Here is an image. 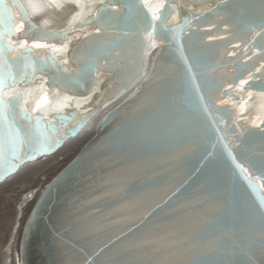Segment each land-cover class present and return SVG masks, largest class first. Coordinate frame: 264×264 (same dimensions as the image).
<instances>
[{
    "label": "water",
    "instance_id": "1",
    "mask_svg": "<svg viewBox=\"0 0 264 264\" xmlns=\"http://www.w3.org/2000/svg\"><path fill=\"white\" fill-rule=\"evenodd\" d=\"M161 1L163 30L154 27L163 8L152 13L144 0L132 13L127 0H103L55 30L22 0L26 20L12 9L0 96L20 97L21 129V112L40 117L61 142L26 149L13 171L5 162L0 185L93 129L33 201L19 264H264V0ZM185 20L182 32L168 31ZM83 27L90 32L75 36ZM37 77L48 92L86 100L31 111L12 91Z\"/></svg>",
    "mask_w": 264,
    "mask_h": 264
},
{
    "label": "bare ground",
    "instance_id": "2",
    "mask_svg": "<svg viewBox=\"0 0 264 264\" xmlns=\"http://www.w3.org/2000/svg\"><path fill=\"white\" fill-rule=\"evenodd\" d=\"M28 9L30 16L42 27L55 30L65 29L75 22L81 20L87 14L92 13L96 7L103 2V0H22ZM161 0H144L145 6L150 12L154 13L161 6ZM208 4L201 6L200 8H206ZM173 6V5H172ZM175 8V6H173ZM173 20L176 22L178 18L174 12ZM90 32V28L83 27L75 31V36H83ZM73 36L68 37L72 39ZM149 52L153 50L152 38L147 39ZM20 45H22L20 43ZM34 47L43 46L40 43H33ZM55 54L61 56L64 54L65 47L53 46ZM67 67H69L67 65ZM103 74L99 73V77L102 78ZM44 78L37 77L32 81L28 87L15 89L12 92L17 93L21 91L24 95L28 109L31 111H37L47 114L51 110L59 111L68 106L69 103L74 106H80L86 99H73L63 96L59 91L53 90L48 92L43 86ZM98 117L94 119L93 123L97 121ZM93 130V129H92ZM92 130L86 131L77 140L68 143L62 150L56 155L45 159L44 161L36 164L27 165L22 169L19 174L14 177L10 182L4 184H15L23 180H30L35 177L36 174H42V179H39L37 184L33 187L25 189L19 194V198L16 200L15 208V226L11 229L10 241L6 246L4 253L3 264H19V239L22 230L23 223L27 216V213L38 196L43 186L47 183L50 177L62 167L69 158L77 151L82 142L91 134ZM70 152H73L71 154ZM53 158V159H52ZM61 158V160L59 159ZM39 166V167H38ZM35 167V168H32ZM29 168V169H28ZM27 170V171H25ZM43 172H45L43 174ZM50 173V177L48 178ZM3 185V184H2ZM0 185V186H2Z\"/></svg>",
    "mask_w": 264,
    "mask_h": 264
},
{
    "label": "snow or ice",
    "instance_id": "3",
    "mask_svg": "<svg viewBox=\"0 0 264 264\" xmlns=\"http://www.w3.org/2000/svg\"><path fill=\"white\" fill-rule=\"evenodd\" d=\"M125 6L130 13L139 11L138 0H127ZM13 8L20 11L22 19H27L18 0H11V3H8L7 0H0V91L7 86L4 68L5 45L3 44V37L11 31L14 19L12 12ZM161 8H163V12L156 16L157 24L154 25V27H159L163 30V18L166 16L168 9L164 5H161ZM104 11H107V9H100L97 13V18H99L100 14ZM187 24L188 21L185 20L182 24L168 31L170 33H180ZM7 75H10V73ZM12 82H15L14 78H12ZM241 83L243 84L245 82L242 81ZM19 99V96H13L9 99H4L0 96V168L4 166L5 162H8V171H13L17 167V164L11 161L20 160V154L26 149L31 153L44 154L58 146L61 142V137L58 136L59 129L55 124L47 122L40 117L28 116L21 112L22 118L29 122V128L25 131L18 126L15 120V109L19 103ZM58 119L61 123H65L68 117ZM80 126L82 125L78 124L72 129H69L67 134L74 135ZM28 159L35 160L36 155H28ZM251 184L252 182L250 181V185ZM253 189L255 190L254 185ZM257 212L261 219L264 220V196L259 198V208ZM262 235H264V233H262ZM194 264H200V261L197 260Z\"/></svg>",
    "mask_w": 264,
    "mask_h": 264
},
{
    "label": "rangeland",
    "instance_id": "4",
    "mask_svg": "<svg viewBox=\"0 0 264 264\" xmlns=\"http://www.w3.org/2000/svg\"><path fill=\"white\" fill-rule=\"evenodd\" d=\"M70 153L73 154V152ZM59 159L61 160V158ZM44 173L45 172H43V174ZM41 175L42 174L38 173L33 179L23 180L11 185L3 184L0 186V264H3L4 262V253L6 251V246L10 241L9 238L11 237L12 233L11 229L13 225L15 226V220L17 218L14 213L16 208V200L19 198V194L25 189L35 186L38 180L42 179ZM47 175H49V178L50 173Z\"/></svg>",
    "mask_w": 264,
    "mask_h": 264
}]
</instances>
